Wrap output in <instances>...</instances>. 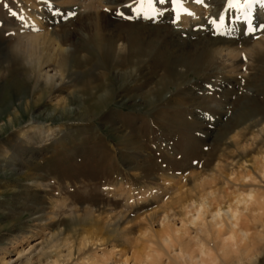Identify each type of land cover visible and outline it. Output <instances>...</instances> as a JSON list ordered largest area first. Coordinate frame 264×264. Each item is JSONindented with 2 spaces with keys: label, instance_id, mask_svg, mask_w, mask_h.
Returning <instances> with one entry per match:
<instances>
[{
  "label": "rangeland",
  "instance_id": "1",
  "mask_svg": "<svg viewBox=\"0 0 264 264\" xmlns=\"http://www.w3.org/2000/svg\"><path fill=\"white\" fill-rule=\"evenodd\" d=\"M35 1L0 0V264H151L147 248L160 263L178 264L159 239L136 249L127 241L160 232L164 210L178 225L180 194L187 202L216 192L222 207L227 195L264 196V47H252L262 32L223 64L203 46L186 50L209 39L203 17L182 28L161 16H116L90 41L96 19L86 11L51 28L64 53L50 44L27 52L11 35L9 13ZM57 69L61 83L47 82L43 73ZM27 112L44 123L18 125ZM243 218L255 254L241 264H264V216Z\"/></svg>",
  "mask_w": 264,
  "mask_h": 264
},
{
  "label": "bare ground",
  "instance_id": "2",
  "mask_svg": "<svg viewBox=\"0 0 264 264\" xmlns=\"http://www.w3.org/2000/svg\"><path fill=\"white\" fill-rule=\"evenodd\" d=\"M226 3L213 4L208 7L203 4L202 7H200L201 4L198 5L194 3L193 0H186L185 7H187L193 15H182L180 21L174 23V13L169 0V3L160 5L162 8L164 7L166 12H164V15L158 19L160 21L177 24L184 28L188 27V25L193 22L199 21V19L203 17L206 21V34L209 36V39L207 40L201 37L195 41L194 45L189 44L186 50L196 49L203 46L204 51L211 53L212 56H217L223 64H231L235 59L240 57L239 52L234 46L241 44L250 36L243 34L245 28L244 22L242 20L237 21L234 19V17L240 13L235 9L226 11ZM124 5L125 0H38L37 2L35 1L34 3H31L30 7L32 8H29L28 5L26 6L25 3L19 5V12L21 13L22 10V15L24 17L23 20H21L18 15L17 17L10 19L8 26L12 29L11 35L15 37L18 45L27 52L36 51L46 44L52 46L53 52H63L65 48L61 45L57 32L50 31L54 25L74 16L78 12H92L96 19L94 25L96 33L94 35L95 38L92 37L89 40L95 41L97 40L96 38H98V32L107 30L112 25V21L114 22L113 18L117 16L115 14L117 9L124 11L127 15H132L133 18H137L129 12ZM34 7L40 10L37 14L33 12ZM106 8L109 9L107 14L103 12ZM27 10H30L31 13ZM252 12L254 24H260L258 22V15L260 12H263L264 15V10L260 9L258 6H254ZM220 14H223L225 17L224 30L226 32L232 30L230 36L214 34L212 27L207 23L209 19H217ZM138 19L148 21V19L142 17ZM92 25L93 24L90 26ZM141 29H150V26L142 25ZM85 45L86 44H83L82 47ZM118 46H120V51H123L126 48L124 43H119ZM172 46L177 52L182 50L174 45ZM252 47H264V33H262L256 41L253 40ZM252 49L244 50L243 53L245 57L251 54ZM43 75L47 82L55 81L56 78H59L61 83L62 79H64L63 72L58 69L54 71L46 70ZM100 88L101 86H98L95 90L97 91ZM101 89H103V86ZM106 91L107 90L103 93H106ZM41 116V113L31 116L27 112L24 114V117H20L17 123L20 126L30 125L33 127L35 122L44 123L40 120ZM28 117L29 119H27ZM261 171L264 176V164L261 166ZM198 185L202 186L203 183ZM204 193L205 192L201 190L198 201L190 198L187 202L182 198L183 196L181 194L179 195L177 200L173 203V206L179 208L178 213L181 219H179L178 225L174 223L175 216L173 215V210H164L159 219V226L161 228L160 232H157L155 235L143 233L132 241H127V243L129 242L128 244H130V246L133 245V248L136 249L139 244L138 242L146 240L151 247L153 242H155L154 239H159L161 245L167 251H170L169 253L172 260H175L178 264H241L242 257L251 260L255 253L253 254L249 249L252 245L246 231L239 227V219L241 216L245 219L252 220L263 217L264 196L256 198L253 190H250L246 194H231L233 196L227 195L228 193H226L227 198L229 199V201H227L229 202V205L222 207L223 205L221 202H223V199H220L221 202L217 200V197L220 198L219 194L216 197V192L210 191ZM155 195L157 194L155 193ZM214 199H216V203H218L216 207L212 204ZM225 231L228 233V237H225ZM237 233L240 235L239 238H237ZM263 235L264 234H262V236ZM82 246L86 247L84 240L81 243L80 249H82ZM211 247H213L215 251H213ZM147 249V253L143 254L144 261L150 262L151 264H162L160 263V257H158L159 254L155 255L157 253L156 251H153L152 254L149 252L150 249ZM136 260H128L125 257L124 259L115 261L112 258L106 259L100 264H139L137 262L138 260ZM93 261L94 258H89L87 260V262H90L91 264H94ZM46 264H56V262H47Z\"/></svg>",
  "mask_w": 264,
  "mask_h": 264
},
{
  "label": "snow or ice",
  "instance_id": "3",
  "mask_svg": "<svg viewBox=\"0 0 264 264\" xmlns=\"http://www.w3.org/2000/svg\"><path fill=\"white\" fill-rule=\"evenodd\" d=\"M196 4H201L203 0H193ZM169 3V0H131L130 3H126L124 7L131 12L137 18H144L149 20H155L158 16H163L164 11L159 10L155 5H165ZM172 11L174 13L173 22H179L182 15L192 16L193 13L185 7L186 0H170ZM8 7V5H4ZM254 6H258L260 9L264 10V0H227L226 11L235 9L240 14L235 16L234 19L237 21H243L245 28L243 34L246 36H255L257 32L264 33V23L254 24L253 22V12ZM109 11V9H105ZM10 15L17 17L19 15L20 19L23 20L22 10L21 13L10 10ZM115 14L120 16L125 20L133 19L132 15H127L124 11L119 9L116 10ZM74 15V14H73ZM225 17L220 14L217 19H209L207 23L212 27L214 34L225 36H230L232 30L227 32L224 30ZM23 26V25H22Z\"/></svg>",
  "mask_w": 264,
  "mask_h": 264
}]
</instances>
